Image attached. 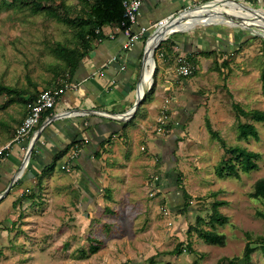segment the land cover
<instances>
[{"label": "rangeland", "instance_id": "obj_1", "mask_svg": "<svg viewBox=\"0 0 264 264\" xmlns=\"http://www.w3.org/2000/svg\"><path fill=\"white\" fill-rule=\"evenodd\" d=\"M53 3L57 7L65 4L59 12H67L71 18L82 14L83 5L78 0H53ZM214 20L196 25L192 31L221 26L246 32V49L243 54L239 51L230 56L229 59L233 58L231 66L223 71L210 69L213 74L188 78L197 82L198 93L194 100L196 112L200 111L182 134L184 139L177 144L175 154L165 155V170L147 175V189L137 190L138 196L125 197L111 207L102 208L94 215L88 232L83 230L91 227L90 221L81 222L83 214L77 209L73 211L79 212V218L70 212L69 236L51 235L50 239L49 226L44 220L34 223L32 227L41 229V234L31 238L41 243L50 239L53 248L46 250L37 244L36 249L25 252L19 247L13 264H231L232 261L245 264L248 242L257 249L248 264H264V252L257 243L264 237V219L260 216L264 213V201L253 197L256 182L264 180V123L251 122L258 130V140L238 141L240 120L234 109V105H239L246 111H264V91L260 82L264 27L257 22L239 25L244 29L221 24L206 26L226 21ZM227 22L239 24L235 18ZM166 41L168 39L161 44ZM78 43L75 27L43 12L34 14L23 5L8 6L0 2V83L18 92L14 93L15 103L10 102L12 96L0 95V150L14 138L28 113L26 103L19 98L28 99L30 94L38 95L42 90L58 88L54 83L57 78L66 82L63 81L66 80L64 63L54 50L59 45L75 48ZM164 52L162 47L155 51L157 67L164 59ZM179 59L177 55L174 61L180 75ZM152 65L153 61L149 82ZM207 120L228 147L239 146L260 153L258 167L246 174L239 166V178L227 170L219 175L223 161L231 154L211 136ZM168 121L167 125L170 124ZM245 121L243 118L242 122ZM167 189H173L175 197H169L171 190L167 192ZM184 193L189 198L185 199ZM217 201L227 202L219 210L229 218L225 226H216V231L226 237L221 246L207 244L195 231L196 228L212 230L210 222ZM186 203L190 204L187 211L184 210ZM77 229L83 231V236L76 234ZM94 243L101 245V249L90 254V246ZM180 247L184 249L183 254H172ZM83 251L87 253L86 257L82 255ZM7 261L0 253V264H12Z\"/></svg>", "mask_w": 264, "mask_h": 264}, {"label": "crops", "instance_id": "obj_2", "mask_svg": "<svg viewBox=\"0 0 264 264\" xmlns=\"http://www.w3.org/2000/svg\"><path fill=\"white\" fill-rule=\"evenodd\" d=\"M209 1L212 0H143L138 23L132 31L138 32L143 27H150ZM237 1L251 3V0ZM254 6L264 11V0ZM211 21L215 20L206 22ZM223 22L208 25L239 26ZM194 28L196 26L171 34L162 44V50L173 51L180 59L189 62L188 56L196 59L197 66L192 65L196 76L213 74L210 71L213 57L202 56L201 53H225L226 59L241 45L240 54L246 49L243 44L246 32L221 26L193 32ZM102 34L104 39L93 43L92 51L57 103L56 116L48 125L43 123L23 175L0 200V253L12 264L19 247L25 252L36 249L38 245L51 250V235L69 236L70 212L76 218L80 215L73 210H80L84 219L81 222L90 221L91 226L94 215L102 208L111 207L125 197L138 196L137 190L147 189V175L165 170L164 156L175 145L172 143L182 136V125L188 123V127L193 123V120L187 122L189 114H193V118L199 114L200 110L189 113V109L197 108L194 100L198 93L197 82L177 74V64L173 57H169L160 60L155 94L142 103L131 120L102 116L104 113L124 115L132 109L145 50V43L140 42L135 48L125 51L123 46L128 34L117 31L116 26L104 27ZM113 57L118 61L110 62ZM150 65L147 62L148 69L144 74L146 90L152 86L155 73L149 82ZM165 108L169 109L166 111L168 125L173 128L161 134L159 121ZM23 147L24 144H14L5 153L7 158H0V195L9 188L14 174L24 164L26 154ZM67 149L65 156L56 162L57 156ZM75 151H79V156L73 171L68 173L65 167ZM169 190V197H175V191ZM24 193H34L36 197L25 202L22 208L14 207V202ZM43 220L49 226L50 239L41 243L31 236L41 234V229L32 225ZM84 228L83 231L88 232L92 226ZM77 230L76 234L83 236V231Z\"/></svg>", "mask_w": 264, "mask_h": 264}, {"label": "trees", "instance_id": "obj_3", "mask_svg": "<svg viewBox=\"0 0 264 264\" xmlns=\"http://www.w3.org/2000/svg\"><path fill=\"white\" fill-rule=\"evenodd\" d=\"M78 1L83 5L82 14L75 18H71L68 16L67 12H63V14L59 12L61 7L65 8V4H62L60 7H57L53 3V0H0V2H2L4 5H8V6L23 5V7H28L34 14L43 12L50 18L57 19L58 21L64 22L65 24L69 26H73L77 29V36L79 38V43L75 48L59 45V47H57L54 50L55 55L64 63L63 73L66 76L65 77L66 80H63L66 81L64 83L60 82L59 81L60 79L58 78L57 80L54 81L55 85L58 86V89L65 88L73 81L75 74L79 70L82 62L89 56V53L92 51L93 43L97 41L99 42L104 39V36L102 34V29L104 27L116 26L121 28L123 32H126L131 27L130 23L126 20V18H124L125 11L122 0H78ZM246 42H244L243 44H245ZM242 46L243 45H241L240 49H238L235 52L241 51ZM161 47L162 44L159 46L160 50ZM235 52L229 54L228 58L226 59H225V55H223L225 53L218 54L217 52H211V53L204 52L201 53V55L213 57L212 58L213 64L211 69H213L214 71H223V69L227 68L229 65L231 66V61L233 60V58L229 59V57L234 56ZM163 54H164L163 56L164 59H168L169 57L175 58L177 56L173 53V51H167L164 52ZM262 54L264 56V50L262 51ZM188 58L193 66L194 65L197 66L196 59H194L192 56H188ZM230 68L231 67H229L228 69ZM158 69L159 67L156 68L154 79L156 77L157 74L156 72L158 71ZM195 75H196V69L194 67V70L190 77ZM57 82L59 83L56 84ZM260 82L262 84V90L264 91V59L262 61V69L260 72ZM156 84L157 82L155 79L154 85L152 86L151 90L146 94L142 103H145L148 100H150L151 97L155 94ZM14 93H18V92L13 87L0 83V95L7 94L12 96V99L10 100L11 103L17 102ZM38 95L30 94V97L28 99L22 97L19 98L21 102L23 101L24 104L26 103L27 112H28L29 104L33 100H35L38 97ZM142 103L140 108L143 105ZM234 109L237 112L236 114L237 118L240 120L238 125V141H244V140L247 141L249 138H254L258 140L260 137L254 123L255 122L264 123V111H260V110L246 111L242 109L239 105H234ZM196 111L197 108L193 110L189 109V113H193ZM243 118L247 121L242 122ZM192 120H193V114H189L187 122H191ZM187 124L188 123H185L184 125H182V128L180 127L182 131V133H180L181 135L184 133ZM172 128L173 127L171 125H167L166 127L167 132L171 131ZM207 128L211 132V136L215 139H218L222 143L223 147L226 149L227 153L231 154V157L229 159L223 161L224 163L220 167L219 175H223L224 170H227L229 173L239 178L240 177L239 166L242 172L246 174L252 172L258 167L257 160L261 158L260 153L249 151L239 146L228 147L225 141L221 139L216 132L213 131L212 125L209 120H207ZM182 139H184L183 135L178 137L175 143L172 144H175L177 146V144L181 142ZM175 145L170 147V149H168V152L166 154L171 153L172 155H174L176 150ZM68 150L69 149L58 155L56 158V162L60 160L63 156H65ZM164 160H165V156H164ZM53 167H55V165ZM170 171H173V169H171ZM184 194H185L184 195L185 199L189 198L186 193ZM35 197L36 195L34 193L30 195L24 193L22 197H20L16 202H14V207L22 208L25 202H30L34 200ZM253 197L264 201L263 179H260L256 182ZM225 205H227V202L225 201H217L213 205L214 213L211 217V222H210V224L213 227L212 230H206L203 228L195 229L199 237L205 240L207 244L220 245V246L225 244L226 237L223 234H219L216 231L217 225L225 226L226 224L229 223V218L224 216L219 210L222 206ZM184 207H185L184 210L187 211L190 208V204L186 203ZM260 216L264 219V213H260ZM257 243L259 244V249H261L264 252V237L261 238L259 241H257ZM100 249H101V245H99L98 243H94L91 244L89 252L90 254H96L100 251ZM188 250L191 251V248L189 247ZM256 250L257 249L256 247L253 246L252 242H248L246 244L245 252H244L245 261H246L245 264H248L250 262L251 256ZM183 252L184 249L180 247V248H176L172 252V254L181 255L183 254ZM82 255L86 257L87 253L83 251ZM231 264H236V262L232 261Z\"/></svg>", "mask_w": 264, "mask_h": 264}, {"label": "built area", "instance_id": "obj_4", "mask_svg": "<svg viewBox=\"0 0 264 264\" xmlns=\"http://www.w3.org/2000/svg\"><path fill=\"white\" fill-rule=\"evenodd\" d=\"M217 3H225V2H237V0H212ZM262 0H251L250 4L253 5L255 3H259ZM123 7H124V18L130 23L131 27L126 31L128 34V40L124 44L123 48L125 51L131 50L138 45L140 42H144L145 39V47L147 45L148 39L151 34L154 32H159V30L168 23V21L172 18L164 19L159 22L154 23L150 27H143L138 32H133V27L138 23L139 15L141 12V8L143 5V0H122ZM202 5V4H201ZM117 31H122L121 28L117 27ZM118 58L113 57L110 62H117ZM125 67H122V70H124ZM194 70V67L192 64L186 60V59H179V73L184 78H189L192 75V72ZM115 83V81H114ZM69 85H67L65 88L62 89H45L40 92L38 97L33 100L29 106H28V113L26 118L24 119L22 125L17 129L16 134L12 141L7 144L4 148L0 150V158L6 159L7 156L5 155L6 152H8L11 147L14 144L17 145H23V150L25 154L27 155L31 144L34 142V140L37 138L38 133L42 131L43 129V123L44 125H48L52 118H54L56 115L54 114V110L56 108L57 103L63 96V94L66 92V90L69 88ZM168 109L165 108L162 112V118L160 119V128L159 132L166 134L167 133V119L168 116L166 114V111ZM102 116L107 118H113V119H125V120H131L134 116H132V113L127 112L124 115H113L109 113H104ZM41 126V128H40ZM40 128V130H39ZM38 142V141H37ZM37 144V143H36ZM79 151L73 152L72 156L67 162L66 165V171L68 173H71L74 168L75 161L78 159ZM27 167V163L25 165Z\"/></svg>", "mask_w": 264, "mask_h": 264}, {"label": "bare ground", "instance_id": "obj_5", "mask_svg": "<svg viewBox=\"0 0 264 264\" xmlns=\"http://www.w3.org/2000/svg\"><path fill=\"white\" fill-rule=\"evenodd\" d=\"M220 18L222 20L229 21L233 18L238 20L239 22H248V23H239L238 25H248L249 23L257 22L258 24L264 27V14L262 12L253 13L248 11L244 6L234 3V2H225V3H217L210 4L203 8L197 9L195 11L189 12L184 15V20L178 22L173 28L169 31L165 30L167 24H165L155 37L151 38L147 45V58L145 60V72H147V62L151 64L153 61L152 74L155 71L156 64L153 59V51L154 46L159 43L161 40L166 39L171 33L174 32H184L190 30L192 27L209 21L211 19ZM169 24V22H168ZM143 74V78L139 87V96L142 97L145 92V76Z\"/></svg>", "mask_w": 264, "mask_h": 264}, {"label": "water", "instance_id": "obj_6", "mask_svg": "<svg viewBox=\"0 0 264 264\" xmlns=\"http://www.w3.org/2000/svg\"><path fill=\"white\" fill-rule=\"evenodd\" d=\"M241 2H242V3H241ZM235 3H238V4L242 5V6H244V7H245L248 11H250V12H253V13L261 12L260 9H258V8H254V7H252V6H249L248 4L244 3L243 1H240V2L237 1V2H235ZM210 4H217V2H215V1H209V2H206V3L202 4V5L192 7V8H190V9H188L187 11H184V12H182V13H179V14L173 16V17L168 21L169 24L167 23V26L165 27V30H166V31H169V30H171V29L173 28V26L176 25L178 22L183 21V20H184V15H185V14H188L189 12H192V11H195V10H197V9L203 8V7H205V6H207V5H210ZM219 4H220V3H219ZM211 25H215V24H211ZM207 26H210V25H207ZM239 27H241V28L244 29V27H242V26H239ZM251 28H252V27H251ZM251 28H245V29H251ZM260 30H261V29H260ZM262 30H263V29H262ZM176 32H177V31H176ZM157 33H158V32H156V33L154 32L153 34H151L150 37H149V39H148V42L150 41L151 38L155 37ZM174 33H175V32H174ZM171 34H173V33H171ZM169 38H170V35H169L166 39H163V40H161L159 43H157V44L154 46V48L152 49V51H153V59H154L155 64H156V68H157V62H156L155 51H156V49L160 46L161 42H163V41H165V40H167V39H169ZM148 42H147V45H148ZM147 45H146L145 50H144V56H143V62H142V72H141V77H140V81H139V83H138V85H137V90H136V101H135V103H134L132 109L130 110V113H132V116H135V114H136V112L138 111V109H139V107H140V105H141V103H142L144 97H145L146 94L151 90V88H152V86H153V84H154V79H153L152 86H151V87L145 92V94H144L142 97L139 96V87H140V84H141V81H142V78H143V74H144V70H145V60H146V58H147V50H148V49H147ZM156 68H155V71H156ZM40 134H41V133L39 132L38 135H37V138H36V139L34 140V142L31 144V147H30V149H29V151H28V153H27V155H26V157H25L24 164H23V166L19 169V171H18L17 173L14 174V176H13V178H12V180H11V183H10V185H9V188L5 191V193H3L2 195H0V200H1L3 197H5V196L9 193V190L12 188V186H13L15 183H17V181L19 180L20 176L23 175V173H24V171H25V164L28 163V162L30 161L31 156H32L33 151H34V148H35V146H36V143H37V141H38V139H39V137H40Z\"/></svg>", "mask_w": 264, "mask_h": 264}]
</instances>
